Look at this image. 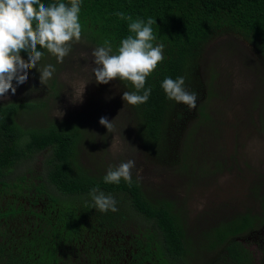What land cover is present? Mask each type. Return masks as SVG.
Here are the masks:
<instances>
[{
  "label": "trees",
  "instance_id": "trees-1",
  "mask_svg": "<svg viewBox=\"0 0 264 264\" xmlns=\"http://www.w3.org/2000/svg\"><path fill=\"white\" fill-rule=\"evenodd\" d=\"M116 12L145 22L153 18V43L164 45L163 61L146 78L148 101L134 106L122 99L126 127L154 161L179 164L188 158L191 121L210 115L201 103L208 90L200 71L207 46L230 33L245 40L264 77V0H82L77 44L96 48L107 40L115 52L130 34L129 21ZM37 50L44 52L40 61L52 55L39 45ZM180 76L198 95L194 109L169 99L161 87L165 77ZM113 81L121 95L135 91L129 81ZM42 106L0 102V264H264V195L255 188L256 212L246 207L220 218L195 242L173 202L151 196L133 175L131 184L105 183L106 172L78 160L91 122L50 120L45 127L24 128L17 121L18 112ZM94 187L111 194L118 210L96 209L89 195Z\"/></svg>",
  "mask_w": 264,
  "mask_h": 264
},
{
  "label": "rangeland",
  "instance_id": "rangeland-1",
  "mask_svg": "<svg viewBox=\"0 0 264 264\" xmlns=\"http://www.w3.org/2000/svg\"><path fill=\"white\" fill-rule=\"evenodd\" d=\"M234 37L226 34L207 46L200 71L210 93L204 91L201 103L210 115L205 121L201 115L191 121L190 149L182 148L186 157L188 152L186 167L185 160L170 166L158 163L138 145L126 127L121 91L114 90L113 80L107 84L95 80V48L90 46L73 42L62 63L46 55L37 67L28 69L24 84L13 80L15 94L9 90L0 102L44 104L37 111L18 112L17 121L24 128L45 127L50 120L91 122L78 160L99 173L134 160L132 175L151 196L181 208L186 231L195 241L220 218L245 212L246 207L256 212L259 200L252 188L264 195V77L259 76V60L251 47ZM48 64L56 70L42 84L39 71ZM102 116L112 120L110 132L99 123ZM251 248L257 250L255 245Z\"/></svg>",
  "mask_w": 264,
  "mask_h": 264
},
{
  "label": "clouds",
  "instance_id": "clouds-1",
  "mask_svg": "<svg viewBox=\"0 0 264 264\" xmlns=\"http://www.w3.org/2000/svg\"><path fill=\"white\" fill-rule=\"evenodd\" d=\"M81 3L82 0H68L67 3L57 0L45 5L41 0H0V98H6L9 90L15 94L13 80L17 85L24 84L28 79V69L37 67L44 55L43 51L37 50V45L54 55L58 62H63L71 51L72 43L81 40ZM115 15L129 21L130 34L120 41L115 52L107 40L103 46L93 49L95 67L92 71L97 83L107 84L117 78L129 81L135 91H124L123 101L134 106L143 104L148 101L152 91L151 87L145 88L146 78L163 61L164 45L153 43L156 40L152 28L156 22L153 18L149 17L145 22L123 12H116ZM21 51L27 53V60L21 57ZM55 70L51 64L40 70L41 83L51 78ZM161 87L169 99L183 103L189 109L196 107L198 95L186 89L183 76L176 79L165 77ZM111 121L104 116L99 118V123L108 132L113 128ZM134 167L135 161L131 159L115 167L109 166L103 180L105 183L119 184L123 179L131 184V170ZM89 195L93 206L99 211L118 210L111 194L94 187Z\"/></svg>",
  "mask_w": 264,
  "mask_h": 264
}]
</instances>
